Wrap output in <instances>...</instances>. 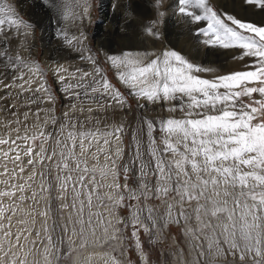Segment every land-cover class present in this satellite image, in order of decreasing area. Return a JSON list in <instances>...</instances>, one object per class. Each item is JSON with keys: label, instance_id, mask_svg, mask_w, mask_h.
Masks as SVG:
<instances>
[{"label": "snow or ice", "instance_id": "1", "mask_svg": "<svg viewBox=\"0 0 264 264\" xmlns=\"http://www.w3.org/2000/svg\"><path fill=\"white\" fill-rule=\"evenodd\" d=\"M44 3L64 20L83 19L89 11L87 0H84L83 16L73 10V4L79 5L80 0H44ZM161 3L162 0H156L157 8ZM245 3L264 10V0H245ZM173 9L174 15H181L190 24L206 22V26L196 30V35L203 37L201 42L204 45L239 49L241 55L234 59L254 58L251 65L254 70L206 79L199 74L213 72L214 69L194 64L176 50H165L153 59L149 57L154 54L140 52L108 56L112 66L118 69L119 79L132 89L134 96L153 104L176 102L169 111L184 113L182 118L159 122L162 133L159 142L153 136V121L145 119L142 122L139 132L142 133L146 126L147 161L141 153L139 133L134 132V163L139 162L138 182L135 187H130L128 165L123 167L125 183H119L120 169L116 160L122 154L121 147L117 145L114 155L108 147L113 138L120 141L123 125L106 131L99 128L85 130L83 121H79L78 131V120L65 112L63 122L56 128L57 117L47 114L53 109L37 107L32 111L33 105L45 101L54 104L55 97L46 86L38 64L9 53L8 32L15 30L17 35L26 37L29 34L26 30L33 26L19 16L14 5L0 0V45H3L0 48V91L10 89L0 96V101L13 100L0 111L11 112L16 117L11 121H0L9 129L0 135V184L5 186L0 189V264H29V255L41 257L43 264H62L64 259L72 256L77 240L80 248L88 246V237H95L97 228H101L114 242L110 252L105 253V264H121L114 253L122 241L123 221L118 215L122 207L130 209L133 228L142 227L145 232H149V225L156 228L161 222L165 225L183 222L184 234L189 238L192 250L199 254L195 258L196 264H200L199 257L215 259L227 254L238 255L242 264H246L249 258L251 264H264V26L218 13L210 0H177ZM164 15L159 13L160 17ZM156 23L153 21L146 32L158 37L159 33L154 31ZM58 35H62L70 47L81 43L80 38L69 37L67 33ZM81 58L84 59L83 56ZM87 59L95 62L92 56ZM55 71L61 83H65L66 76L76 80L75 84L65 83L62 91L81 102V113L85 111L84 104H97L100 109H105L111 108L113 102L121 107L127 103L107 79L102 76L97 79L102 71L99 68L92 73L81 69L69 73L60 65ZM9 72L15 75L10 83L5 84L4 79ZM26 75L28 79H25ZM35 79L41 82L33 89ZM25 92L29 95L21 106L27 107L28 111H13L15 102ZM254 94L260 98L255 99ZM105 97H110L107 104L104 103ZM70 107L73 112L77 110L74 103ZM87 111L92 113L93 109L88 107ZM41 112H45L42 123ZM30 115L36 118L33 127L40 129L31 135L28 127ZM88 119L91 120L92 116L89 115ZM12 124L17 127L12 128ZM49 124L53 131H47ZM53 140L55 145L49 151ZM101 140L103 146H98L92 153L97 164L89 167L88 160L83 157ZM100 154L105 160L102 167L98 163ZM46 162L54 164L56 171L54 179L58 195L55 199L66 201L70 185L73 192L71 205L67 202L60 205L61 213L69 207L72 211L66 221L61 214L59 224L52 218L53 185L47 178L51 169ZM73 172L77 173L75 177ZM97 174L100 180L111 177L112 182L106 185L110 190L108 193L101 194L105 185L98 182ZM37 177H40L39 191L33 187ZM21 180L23 183L19 182ZM94 198L98 202L97 207L106 210L108 219L100 211H91ZM152 199L159 200L164 206L163 213L159 207L149 203ZM5 200L12 203L6 206ZM28 201L37 206L41 201L47 203L41 210L29 204L26 215L30 221H18L25 227L13 233L12 216L17 210L24 211L21 206ZM193 202L195 208L189 211ZM86 206L89 209L87 217L84 214ZM193 214L196 227L192 226ZM37 216L43 220L40 229L35 228ZM50 219L51 225L48 223ZM213 220L217 223L213 224ZM132 235L136 237L137 231L134 230ZM22 240L31 245L24 252V258L12 251L13 248L24 251ZM137 247L143 251L138 239ZM91 259L90 255L88 264H91ZM32 264H41V260L33 259Z\"/></svg>", "mask_w": 264, "mask_h": 264}, {"label": "rangeland", "instance_id": "2", "mask_svg": "<svg viewBox=\"0 0 264 264\" xmlns=\"http://www.w3.org/2000/svg\"><path fill=\"white\" fill-rule=\"evenodd\" d=\"M170 1L171 0H165V1L162 0L161 5L159 6V8H157L156 0H112L109 3H107L106 0L105 1L104 0H87V4L89 5V11L86 17H83V19L70 18L68 20H64L58 17L54 9L46 5L44 3V0H34L32 2V5H33L32 14L29 11L27 13V10L23 8V3L21 2V0H5V2L15 6L17 13L21 16L22 19H24L25 21L29 22L31 25L34 26L35 36H36V40H34L35 44L32 43L27 52H24L22 49L23 44L25 42L19 43V40H18V43L14 42V40L9 41L8 42L9 53L12 56H16L18 54L20 57L24 58L25 60L29 62H35L36 64H38L39 67L42 69L43 80L46 86L51 90L52 95L55 97L54 104L45 101V103L43 104L33 105L32 106L33 112L35 111L37 107L43 108V109H53V112H50L47 114L55 115L57 117V124L55 126L56 128H59V124L63 122L65 112H68L71 117L76 118V119H77V117L75 116L76 113L82 114L79 111V108L81 107V102L79 100H76L74 97L69 96V94L66 93L65 91H62V89L65 87V83L70 82V83L75 84L76 80L70 79L69 77L66 76L65 83H61L60 80L57 79V76L55 75V71L50 68L49 64L45 61L43 57L47 53H48V56H46V58L50 61L57 62L59 60L62 61L64 59L73 60V61L76 60V64H73V67H70V69L73 68V72H75L74 70L76 69H81L82 71L92 73L94 71L93 65L95 64L97 68L102 70L101 73L97 75V79H99V77L101 76L104 79H107L108 82L113 86V88L118 90L123 95L124 99L127 102V106L130 108L128 110H131V111L127 116L129 125L126 129L124 128V132L121 134V136L123 137L122 147L124 148H123L122 158L117 164V167L120 169L119 183L121 185L125 183L124 174H123L124 165H128L130 169L128 173L129 186L135 187L138 182V167L137 166L139 162L134 163L135 144H134L133 136H132L134 128L136 129L138 133L139 128L141 129L142 122L145 119H147V120L153 121L155 125L153 136L156 138L157 142H159L162 136V133L159 130V124L155 123V118H153L152 120V115L150 114V112H148L147 109H144L143 104L138 102V99L132 94V89L129 88L126 84H124L119 79L118 69L112 66L111 62L105 56L106 53L105 54L103 53V49H107V48H104L103 45H99V42L104 40L103 38V34H104L103 27L104 26H108L109 29L111 30L114 38H112V36H110V38H111V41L112 39H114L112 41L114 45L121 44L125 40L127 42L128 41L127 38L129 35H132V34L143 35V33L146 32V28L151 26V23L153 21L157 22L160 12L165 13V15L163 16L164 20L161 17V19L165 22L163 25H161V27L164 26L166 33L172 32L173 34H176V37L177 35H182V36H185L186 38H189L190 35L194 33V36L196 37L197 36L196 30L199 27L206 26V22H201L200 24H190L186 18L182 17L179 14L174 15L173 13H166L167 6H168V9L173 7V5L171 4L169 5ZM244 2L245 0H221V1L210 0L212 7L215 10H217L218 13H221V14L227 13L230 15H232L233 13H238L240 16H241V13L244 12V9L242 7L244 5ZM83 5H84V0H80L79 5L73 4L74 12H77L81 16H83ZM149 13L150 15H148ZM245 21L250 22L249 20H245ZM259 24L261 26H264V22L259 23ZM26 31H28V29ZM154 31L158 32L160 37L163 36V33L160 32V29L158 28L157 24L154 28ZM104 32L106 31L104 30ZM60 33H67L69 37H73V36L78 37L81 39V43L73 47H70L65 42L62 35H58ZM81 33H83L82 37H81ZM25 38H26V43L32 42V37L30 36V33ZM2 47L3 45H0V48ZM33 47H36L37 50H34ZM122 50L125 51L127 49L123 48ZM115 52L116 51L108 50L107 53L111 54ZM82 56L84 57V59L81 58ZM88 56H92L95 62L93 63L92 60L87 59ZM251 65L252 64L246 66V69H242L241 71L254 70L251 67ZM25 71L27 70L25 69ZM237 71H240V70H237ZM232 72L234 71H231L230 73ZM25 79H28V76H26ZM40 82L41 81L39 79H35V82L32 84V88L35 89L40 84ZM37 95H42V93H37ZM20 97L19 99L22 98ZM254 98L259 99L260 97L258 94H254ZM109 100H110V97H105L104 103L107 104ZM245 101H247V98H245ZM73 103L76 105V108H77L75 112L71 110V107L68 110H65L66 106H71ZM83 106L84 108L91 107L93 109V112L90 114L86 108L85 109L86 112L85 111L84 112L87 115L86 116L82 115L84 119L83 118L79 120L77 119L78 120V123H77L78 131L80 130V125H79L80 120L83 121L85 130L89 128L94 129L93 126L97 125L96 116L99 118L100 121L103 120V118L104 120H107V122L105 123V126L108 125L109 127L110 123H116L117 125H119L120 120L122 119V114L124 112L128 113L127 111H125L127 109L124 107L125 105L122 108L121 106L115 104V102L112 103L111 108H105V109H100L97 104H84ZM94 108H97V109H94ZM121 108L123 110H120ZM120 111H122L123 113ZM18 112L23 113L21 111H18ZM115 112H118V114ZM88 115L92 116L91 122L88 119L89 117ZM102 115L103 117H101ZM40 116H41V122H43V117L45 116V112H41ZM15 118L16 117L14 116V119ZM35 122H36L35 116L30 115L29 120H28V125L30 124L33 125ZM113 127L114 126H112V128ZM132 127H133V130H132ZM48 128H50L49 131H53V127L51 124H49ZM139 136L142 142L141 153L143 154V159L147 161L149 157L147 155V149H146L147 148L146 126L144 127L143 132L140 133ZM50 146L51 144L49 145V149H50ZM97 147L98 145L94 144L92 149L89 152H87L85 156L83 157L88 160L89 167L92 166L93 164H97L96 163L97 160L92 156V153L96 151ZM111 148L112 147H109V149ZM76 151L77 153H79L78 147ZM110 152L112 153L111 150ZM99 159H100L98 162L99 166H102V162L104 161V155L100 154ZM70 165L72 166L74 164L70 162ZM48 167L49 169H51V163H48ZM47 178L53 185V192H52L53 199L51 201L52 218L56 220L57 224H59L61 223V220H60L61 214H63L65 221H66L69 212H71V207L63 211V213H61L59 209H60L61 204L66 203V202L68 204L70 203L69 198H70L72 189H71V186H69L70 188L68 189V199L66 201L57 200L55 199V197L58 195V193L55 190L57 181L53 177L52 169L50 173L48 174ZM97 180L98 182L104 184L105 186L111 183L110 176L104 180H100L99 175H97ZM152 182L153 183L155 182L154 178ZM89 187H91V185H89ZM37 191H39V188L37 189ZM109 191L110 190L107 187H104L101 189V194L103 195L104 193H108ZM30 203H32L31 205L34 208L35 204L32 201H28V204ZM46 203L47 201H45V204ZM105 203H107V201H105ZM130 203H135V201H131ZM149 203L159 207V211L163 213L164 206L160 205L159 200L152 199L151 201H149ZM97 204L98 202L94 198L93 207L91 211L92 212L100 211L105 214V219H108L106 210L103 207L98 208ZM186 207H189V206L186 205ZM192 208H195V202L192 203L191 207L189 208V211H191ZM88 212H89V209L86 206L84 210L85 217H87ZM118 213H119L118 214L119 217L123 221L121 225L122 241L120 242L119 244L120 246L118 247V250L116 253H114V255H117L119 257L121 264H194L191 262H195L196 264L195 258L198 257L199 254L198 252H194L192 250L191 242L189 238L186 237L184 234L185 226L183 222L179 224L168 223L167 225L161 222L157 225L156 228H153L151 225H149V229H150L149 232H145L142 227H138L136 229L133 228V225L131 223V212L128 207L120 208L118 210ZM9 215H11V213H9ZM215 222L216 221L214 220L212 221L213 224ZM48 223L49 225H51L52 220L50 219ZM192 226L196 227L194 214H193V219H192ZM134 230L137 231L136 237H133L132 235ZM110 234H111V229H109V236ZM93 238L98 240L100 247L104 249H110V246L114 243L111 239L108 238V236H105L101 228H97L96 236ZM186 238H188V241ZM137 239L140 241V247L143 249V251H140L138 249ZM67 247L68 246L65 245V250H67L66 249ZM30 248L26 249L24 252L28 251ZM76 251L72 253V256L70 258L64 259L62 261V264H72L74 261V257L76 256V253H75ZM24 252L23 253L21 252L20 255L21 256L24 255ZM120 253H123V254L121 255ZM181 253L183 255V260H181ZM80 254H82V252H80ZM175 254H178V255H175ZM191 255H193L194 259H191L189 257ZM29 256L27 257L28 261H29ZM208 258L209 257H199L200 264H207L206 260H208ZM209 259H210V264H216L218 262H227L226 264H242L238 255L234 257L231 254H227L225 257H219L215 259L209 258ZM231 260H234V262H231ZM32 261L33 259L30 260L31 264H32ZM184 262H187V263H184ZM246 264H251L250 258L246 260Z\"/></svg>", "mask_w": 264, "mask_h": 264}, {"label": "bare ground", "instance_id": "3", "mask_svg": "<svg viewBox=\"0 0 264 264\" xmlns=\"http://www.w3.org/2000/svg\"><path fill=\"white\" fill-rule=\"evenodd\" d=\"M33 1L34 0H21V2L23 3V8L25 10H27V13H28V11L31 14L33 13V5H32V2ZM111 1L112 0H106L107 3L111 2ZM219 1H221V0H219ZM176 2H177V0H171L169 2V5L170 4L171 5H174V4H176ZM220 5H222V4H220ZM242 7L244 9V12L241 13V16L238 13H233L232 15L235 16L237 19L242 20L243 22H247L245 20H249L250 23H254L257 26H261L259 23H263L264 22V10H261L258 6L248 5L245 2H244V5ZM166 10H167L166 13H173V11H174L173 7L170 8V9H168V6H167ZM148 15H150V13ZM148 15H146V16H148ZM162 18L164 20V17H162ZM163 20L161 19L160 16H158L157 23H156L157 26H158V28L160 29V32L163 33V36L160 37V35H159L157 37L155 35H149L147 32H144L143 35H135V34H132V35H129L128 36V38H127L128 41L127 42L125 40L121 44H118L119 46L118 45H114V43L112 42L114 39H112V41H111V38H110V36H112V38H114L113 35H112L111 30L109 29L108 26H104L103 27V33L104 34L102 33L104 40L100 41L99 42V45H103L104 48H107V49H103V53L104 54L105 53L107 54V55L105 54L106 57H108L110 55H121L124 52H140V53H152V54H154V55H152V56L149 57V59H153V58H155V56L161 55L165 50H169V49L176 50L179 53H181L182 55H184L188 60H190L194 64H197V65H201V66H204V67H208V68L214 69L215 71H213V72H205V73H200L199 74L203 78H206V79H213L214 77L219 76V75L229 74L231 71H234V72L237 71V70H240L241 71L242 69H246V66H248V65H250V64L253 63L254 58L245 57L244 59H234V57H238V56L241 55V50H239V49H223V48H219V47H209V46L204 45L201 42L202 39H203V37L202 38L199 37V36H196L195 37L194 36V33L191 34L189 38H186L185 36H182V35H177V37H178L177 38L176 37V34H173L172 32L166 33V31L164 29V26L161 27V25H163L165 23ZM104 30L106 32H104ZM28 31L30 33V36L32 37V42L26 43V38L23 35H17L16 32H15V30H12V31H9L8 32V36L10 37V40L9 41L14 40V42L18 43V40H19V43L25 42L23 44L22 49H23L24 52H27L29 50V48H30V45L32 43L35 44V41L34 40H36L34 26L31 29H28ZM123 48H125L127 50L123 51L122 50ZM33 49L34 50H37L36 47H33ZM108 50H113V51H116V52L115 53L108 54L107 53ZM46 56H48V53L46 55H44L43 57H44L45 61L49 64V66H50V68L52 70L55 71V69L58 66L63 65L65 68L68 69V72L69 73H72L73 72V68L70 69V67H73V64H76V60L73 61V60H65L64 59L62 61L59 60V61L56 62V61H50V60H48L46 58ZM95 68H97V66L94 64L93 65V70ZM0 69H2V64H0ZM74 71H76V70H74ZM13 75H15L14 72H9L7 74V78L4 79V83L5 84L10 83ZM55 75L57 76V79H59L56 71H55ZM26 76H25V78H26ZM17 83H20V81H17ZM26 87H27V85H26ZM8 91H10V89H3L2 91H0V96H4ZM16 91H18V89ZM28 95H29V93L25 92L21 96L22 98L20 97L21 99H18L15 102L16 103V107L13 109V111H21V112L27 111L28 108L27 107H22L21 105L24 104V101H25V99H26V97ZM137 99H138V102H140V103L143 104L144 109H147L148 112H150V114L152 115V120H153V118H155V123H157V124H159V122L161 120H166L168 118H177V119H179V118H182L184 116V113L181 112V111H179V110L169 111V108H171L173 106V104H175L176 102H172V103H156V104H153V103L147 102L143 98H137ZM12 103H13V100L0 101V108H3L4 106L10 105ZM96 107H98V106H96ZM124 107L127 108L125 111H127L128 113H126V112L123 113L122 111H120L123 114H122V119L119 117L121 119L119 125H123V127L126 129L128 127V125H129L128 117L127 116H128V114L130 113L131 110H128L130 108L127 106V103L125 104ZM69 108H70V106H66L65 110H68ZM122 108L120 110H123ZM94 109H97V108H94ZM85 112H86V110H85ZM85 112L82 113V114L76 113L75 116L77 117L78 120L81 119V118L84 119V117H82V115L86 116L87 114ZM115 113L118 114V112H115ZM147 114H149V113H147ZM117 116H119V115H117ZM101 117H103V115ZM96 119H99V118L96 116ZM11 120H14V116L12 115L11 112L0 111V121L7 122V121H11ZM89 121L91 122V120H89ZM106 122H107V120H104V118H103V120H101V121L99 120V124L93 126V128L94 129L99 128L101 131H106V130L111 129L112 126H114V127L115 126H118L116 123H110L109 124V127H108V125L105 126V123ZM33 125L32 124L28 125V127H29V134L30 135L31 134H36L40 130V129L36 128V127H33ZM11 127L12 128H16L17 125L16 124H12ZM89 129H91V128H89ZM49 130H50V128H47V131H49ZM132 130H133V127H132ZM139 130H140V128H139ZM8 131H9L8 128H5L2 124H0V135H4ZM23 131L24 130H23V126H22L21 127V135H23ZM134 132L137 133V131H136L135 128L133 130L132 136H133ZM138 133L140 135V132H138ZM12 135L15 136L16 133L13 132ZM120 140L121 141H118L117 142L113 138L112 144L110 146H108V147H112L110 150L112 151V154L113 155L115 153V148L117 147V145L119 147H121L122 153H123V148L124 147H122L123 146V137L122 136H121V139ZM54 145H55V141L51 142V146H50L49 151H51V147L54 146ZM98 146H103V141H100V144ZM132 152H134V151H132ZM121 158H122V154H121L120 158L116 160V165L121 160ZM169 158H171L170 155H169ZM56 159L58 160L59 158L57 157ZM104 163H105V160L102 162V166L104 165ZM109 164H110V162H109ZM8 167L11 168L12 165L9 164ZM71 167L74 168L75 165H72ZM51 169H52L53 177H55L56 171L54 169V164H52V163H51ZM24 175L27 176L28 173H25ZM72 175L75 177L77 175V173L76 172H73ZM19 182L20 183H23L22 180L19 181ZM110 182H112V181H110ZM39 185H40V177H37L36 178V183L33 184V187L36 189L37 187L39 188ZM4 187L5 186L3 184H0V189H3ZM209 194H211V193H209ZM29 195H30V193H29ZM72 198H73V192L71 190V195H70V198H69V202H70L69 204L70 205L72 203ZM81 198H83V197H81ZM4 203L7 206L8 204H11L12 202L9 201V200H5ZM16 203H19V201H17ZM30 204H32V203H30ZM28 206H29V204L27 202L26 204H24V205L21 206V207L24 208V211L17 210L16 211V214L14 216H12V225H13L12 230L14 231V233L17 232L18 230L22 229L23 227H25V225H22V224L18 223V221L24 220V219H29V221H30V217H28L26 215V213L29 211V207ZM44 206H45V201H41L40 204H39V206H37L35 204V207L34 208H37V210H41V209L44 208ZM77 207H79L78 204H77ZM71 211H72V209H71ZM94 219H95V217H94ZM36 221L37 222H36L35 228L40 229L41 226H42V224H43V220H42L41 217L37 216L36 217ZM215 223H217V222H215ZM217 231H219V229H217ZM0 235H2V234H0ZM88 239H89V244L84 249L79 247V240H77V244L75 245V249L78 250V251L75 250L76 251L75 252L76 253V256L74 257V261H73L72 264H88V258H89L90 255L92 257L91 264H105V260H107V256L105 255V253H109L110 252V249L101 248L100 245H99V243H98V240H96L95 238H93L91 235H89ZM101 239H102V237H101ZM186 239L188 241V238H186ZM21 243L25 244L24 251L26 249L30 248V246H31V245H28L23 240L21 241ZM4 247H5V250H7L8 245L5 243ZM12 251L13 252H16L17 255L20 258H23L24 257V255H22V256L20 255V253L21 252L23 253L24 251H20L19 249H16V248H13ZM80 252H82V254H80ZM0 255H2V253H0ZM175 255H178V254H175ZM185 255H186V253H185ZM10 256H11V253H10ZM189 257L191 259H194L193 255H191ZM12 258H15V257H12ZM31 259H40L41 260V264H43L42 258L39 257V256H35L34 257L33 255H30L29 256V264H31L30 263V260ZM187 262H184V263H187ZM231 262H234V260H231ZM191 263H194L195 264V262H191ZM206 263L207 264H210V259L209 258H208V260H206ZM226 263L227 262H218L216 264H226Z\"/></svg>", "mask_w": 264, "mask_h": 264}]
</instances>
